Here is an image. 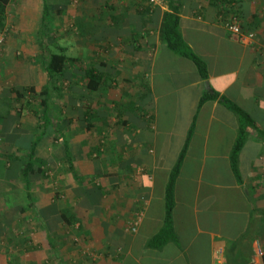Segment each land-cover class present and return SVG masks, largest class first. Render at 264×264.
I'll return each instance as SVG.
<instances>
[{
    "label": "crops",
    "instance_id": "1",
    "mask_svg": "<svg viewBox=\"0 0 264 264\" xmlns=\"http://www.w3.org/2000/svg\"><path fill=\"white\" fill-rule=\"evenodd\" d=\"M46 2V14L44 0H9L4 11L0 230L17 239L19 264H263L264 0ZM172 7L185 43L207 64L206 80L159 37ZM234 18L253 40L229 31ZM50 45L76 59L65 89L64 76L48 80ZM96 63L104 77L90 93L84 70ZM47 85L53 105L41 136ZM205 93L212 98L200 104ZM222 99L255 123L239 153L241 181L230 158L239 120ZM187 139L173 185L175 238L155 247Z\"/></svg>",
    "mask_w": 264,
    "mask_h": 264
},
{
    "label": "trees",
    "instance_id": "2",
    "mask_svg": "<svg viewBox=\"0 0 264 264\" xmlns=\"http://www.w3.org/2000/svg\"><path fill=\"white\" fill-rule=\"evenodd\" d=\"M8 2L9 0H0V30H3L5 26L4 11H5V5ZM44 8H45V14H46L48 10V5H47L46 0H44ZM179 13H180L179 9L176 7H172L170 11L164 13L162 17L161 26H160L159 37L171 52H173L176 55H179V56H182V57H185L191 60L195 64L201 78L203 80H206L208 78L207 64L202 58H200L197 54H195L194 51L185 43L182 37V34H181V28H180L181 20H180ZM42 34H43V31H40L41 37L43 36ZM44 42L45 40L42 38L40 42V46L42 49H44V45H45ZM56 49H57L56 52L51 53L49 57V62L45 67L48 80L51 82L56 81L58 78L63 77L69 63H73L76 61V59L69 58L66 55L65 47L57 46ZM97 66L98 65L96 63L92 65L91 68L84 70V75H85V78L87 79V82H86L87 89L89 90L90 93H96L98 91L99 87L102 84V80L104 77V75L101 74ZM30 90L34 91L33 87H31ZM12 91L15 92L17 95H20V96L22 95L19 88H13ZM50 92H51L50 85H47L40 92L42 111H41L39 118L43 125V127H41L42 125L40 126V128H43L41 130V136L45 134L44 132L46 129H50V125H49L50 124V113L52 111V105H53V104H50V100H51ZM210 98H212V96L205 93L201 98L200 104H202L203 102L207 101ZM222 102L229 110L235 113V115L237 116L239 120V131H238L237 139L232 149L230 158H231V164H232L234 174L236 178L239 181H241V176H240V172L238 168L239 153L248 138L249 129L251 127H255V123L253 119L251 118V116L248 113H246L244 110H242L239 106L233 103H230L229 101L225 99H222ZM191 132L192 130L189 131L188 138L190 137ZM258 132H259L260 137L264 140V131L258 130ZM188 140L189 139H187L185 147L180 153V156L171 173V177H170V180L166 188L165 221H164V226L160 230L159 234L151 241V245L155 247H160L166 241L173 240L175 238V233L173 229V220H172V213H173V206H174L173 185H174L175 175L179 171V167L185 156V151H186V148L188 147ZM37 141L38 139L35 140V142L33 143L32 148H31V153H33L35 146L37 144ZM66 158H67L68 164L74 170L73 161H72L69 148L67 145H66ZM27 165L29 168L33 164L32 162H28ZM27 170L25 169L23 171V175H25L24 173H26ZM74 172L76 173L75 170ZM26 183L28 186V180L26 181ZM262 263L264 264V255L262 256Z\"/></svg>",
    "mask_w": 264,
    "mask_h": 264
},
{
    "label": "rangeland",
    "instance_id": "3",
    "mask_svg": "<svg viewBox=\"0 0 264 264\" xmlns=\"http://www.w3.org/2000/svg\"><path fill=\"white\" fill-rule=\"evenodd\" d=\"M80 1V0H79ZM63 32V31H62ZM0 35L4 37V43H3V46L0 48V54H4L6 52H9V49L7 47L4 48V46H8V44L6 43V38H8L9 34H7V32L3 29V30H0ZM16 37H18V35H16ZM62 39H65V38H62ZM60 41V40H59ZM6 43V45H5ZM63 45V44H61ZM11 48V47H9ZM49 48V46H48ZM51 51H54L56 52V49L50 45V48H49ZM49 50V52H51ZM53 53V52H52ZM80 53V52H77V54ZM77 64L78 63H74V67L77 68ZM71 66V65H70ZM80 66V64H79ZM72 69H66V72L64 74V77L62 78V81L59 83L60 87L64 88L66 86H71L72 85V80L73 77L70 73H71ZM81 74V73H80ZM80 79V78H79ZM65 89V88H64ZM45 143H43L44 145ZM49 144H46L45 146L42 147V156L43 157H46L48 154H49V151H48V146ZM22 230V228H21ZM3 231L0 230V264H19V260H23L22 259V256L24 254L21 253V248L19 247L18 245V242H17V239L15 238H12L13 240H7L6 239V236L4 235L3 236ZM32 257V255H31ZM31 257L29 259H27V262H32V259Z\"/></svg>",
    "mask_w": 264,
    "mask_h": 264
},
{
    "label": "built area",
    "instance_id": "4",
    "mask_svg": "<svg viewBox=\"0 0 264 264\" xmlns=\"http://www.w3.org/2000/svg\"><path fill=\"white\" fill-rule=\"evenodd\" d=\"M149 3L152 4H156L158 3L159 0H147ZM227 28L229 29V31H231L234 35H236L237 37H239V39L243 42L249 41V40H253L255 38V34L250 33V34H245L242 30H241V26L239 25V22L237 19H232L230 22L227 23ZM4 43V37L0 35V48L3 46ZM138 223H134V227L132 228V231H135L137 228ZM258 243V254L262 255V249L260 247L259 242Z\"/></svg>",
    "mask_w": 264,
    "mask_h": 264
}]
</instances>
